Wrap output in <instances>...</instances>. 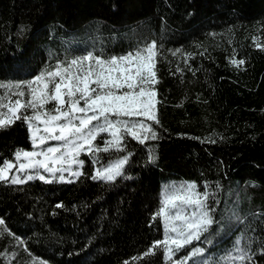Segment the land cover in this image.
<instances>
[{"label": "trees", "instance_id": "trees-1", "mask_svg": "<svg viewBox=\"0 0 264 264\" xmlns=\"http://www.w3.org/2000/svg\"><path fill=\"white\" fill-rule=\"evenodd\" d=\"M152 42L158 139L83 154L74 180L0 181V264H173L195 248L187 264H264V0H0V84ZM17 148L32 150L23 120L0 129V164ZM126 155L115 180L91 178ZM179 181L207 183L215 223L172 261L145 257L164 238L161 192ZM238 239L250 259H236Z\"/></svg>", "mask_w": 264, "mask_h": 264}, {"label": "snow or ice", "instance_id": "snow-or-ice-1", "mask_svg": "<svg viewBox=\"0 0 264 264\" xmlns=\"http://www.w3.org/2000/svg\"><path fill=\"white\" fill-rule=\"evenodd\" d=\"M156 62L155 42L121 55L87 51L71 59L57 60L54 66L31 80L0 84V89L17 90L0 94V129L23 120L32 145V150L16 149L15 163L6 159L0 164V181L10 178L13 184L24 183L19 176L7 175L13 169L35 171V178L46 183L52 181L41 175L39 169L52 176L60 173L59 179L63 181V173L70 171L73 164L83 165V160L79 159L82 152H108L113 148L123 151L121 145L125 135L141 144L158 139L154 130V124L159 122L158 101L157 93L152 90L158 82L154 70ZM101 133L111 137L104 140L102 148L97 143ZM48 141H55L57 145L47 146ZM149 160H155L154 154L150 153ZM127 161L128 156H123L91 178L113 181L122 174ZM71 174L79 176L82 173ZM26 178L34 177L27 175ZM209 196L207 183L202 192L195 182L170 185L162 190L154 219L159 218L163 223L164 238L153 241L144 256L155 255L156 249L162 248L165 259L172 261L176 253L193 241H199L215 223L212 216L215 209L208 203ZM3 223L0 220V225ZM240 243L238 239L237 251L242 255L236 259H250L239 247ZM203 252V248H195L173 264H187L192 255Z\"/></svg>", "mask_w": 264, "mask_h": 264}, {"label": "rangeland", "instance_id": "rangeland-1", "mask_svg": "<svg viewBox=\"0 0 264 264\" xmlns=\"http://www.w3.org/2000/svg\"><path fill=\"white\" fill-rule=\"evenodd\" d=\"M5 111H6V110H5ZM30 111H31V110H29V113H30ZM41 127H42V126H41ZM110 139H111V137L109 136L108 133H101V134H100V137H99V139H98V144H99L101 147H103V146H104V144H103L104 140H110ZM56 145H57V142H55V141H48V144H47V146H56ZM113 149H114V148H113ZM83 154H87V152H82V153L80 154V156L83 155ZM80 156H79V159H80ZM118 159H120V158H117V159H115V160H112V161L106 163V164H105L104 166H102L99 170H102L103 168L107 167L110 163L114 164ZM124 166H125V165H124ZM124 166H123V167H124ZM17 167H18V165H17ZM67 167H68V165H65V168H67ZM80 168H81V165L73 164V165L71 166V170H70V171H65V172L63 173V175H64V177H65V179H64L63 181L74 180L75 178H77L78 176L72 175L71 173H72V172H77V171L80 172ZM122 170H123V169H122ZM38 171H39V173H40L41 175L46 176L49 180H57V181H61V180L59 179L60 173H57L55 176H52V175H50V174H48V173H45V172L43 171V169H39ZM96 173H97V172H96ZM7 175H8L9 177H12V176H19L20 178L24 179L25 182H27V181H31V180H33V179H39V178H35V177H36V172H35V171L18 172V171H16L15 169H13V170L10 171L9 173H7ZM27 175H33L34 178L31 179V180H28V179L26 178ZM117 177H118V176H117ZM117 177H116V178H117ZM116 178H115V179H116ZM115 179H114V180H115ZM10 182H11V179H10ZM25 182H24V183H25ZM178 184L180 185V184H182V182L179 181ZM171 185H173V184H171ZM168 186H170V184L167 185L166 188H167ZM164 188H165V187L163 186V189H164ZM26 264H46V263H44V262H42V261H39V260H36V259H29V260L26 261Z\"/></svg>", "mask_w": 264, "mask_h": 264}]
</instances>
